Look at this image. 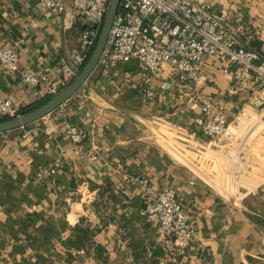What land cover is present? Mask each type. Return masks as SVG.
I'll list each match as a JSON object with an SVG mask.
<instances>
[{"label": "crops", "instance_id": "obj_1", "mask_svg": "<svg viewBox=\"0 0 264 264\" xmlns=\"http://www.w3.org/2000/svg\"><path fill=\"white\" fill-rule=\"evenodd\" d=\"M198 1L264 56V0ZM85 23L80 16L44 17L37 0H0V43L19 44L20 54L18 73L0 69V97L19 112L50 98L22 74L62 80L60 58L70 60ZM144 71L136 62L109 70L98 65L53 113L0 133V264H264V140L246 150L259 168L258 185L231 193L210 185L157 137L170 132L186 143H206L203 104L211 101L234 140L256 123L240 116L264 114V86L235 81L210 62L200 84L155 78L162 98H147L139 85ZM70 129L87 138L73 142ZM165 188L180 193L193 238L162 236L147 216Z\"/></svg>", "mask_w": 264, "mask_h": 264}, {"label": "built area", "instance_id": "obj_2", "mask_svg": "<svg viewBox=\"0 0 264 264\" xmlns=\"http://www.w3.org/2000/svg\"><path fill=\"white\" fill-rule=\"evenodd\" d=\"M112 0H37L44 17L58 16L65 20L80 16L87 20L79 33L80 46L70 53V60L61 57L58 72L62 80L37 77L30 72L22 74L30 86H44L48 96H54L72 82L80 73L93 50L110 9ZM35 21L33 25H36ZM19 44L0 43V69L6 73H18ZM136 62L142 65L140 89L147 98L161 95L153 88L155 78H176L183 83L200 84L202 67L212 62L219 70L235 81L251 79L264 86V56L257 50L242 44L233 36L210 6L198 0H122L114 19L106 48L99 65L109 70L119 63ZM164 98V96H163ZM205 119L201 133L205 139L228 136L230 123L211 101L203 104ZM22 114L10 99L0 97V117H16ZM261 122L264 123V114ZM51 134L50 131H48ZM68 133L75 143L87 138L84 132ZM204 143L201 140L195 144ZM240 148L231 159L234 166L242 165L245 174L248 159ZM49 173H55L52 169ZM43 172L39 173L42 176ZM148 185L146 177H134ZM147 216L158 221L162 236L173 235L179 240L194 237L195 229L190 222L180 198L172 188L157 192L155 201L146 211Z\"/></svg>", "mask_w": 264, "mask_h": 264}, {"label": "rangeland", "instance_id": "obj_3", "mask_svg": "<svg viewBox=\"0 0 264 264\" xmlns=\"http://www.w3.org/2000/svg\"><path fill=\"white\" fill-rule=\"evenodd\" d=\"M261 118L262 116L254 111L246 112L240 116L239 120L249 121L250 119L253 122L256 120V123L253 128L243 127L234 140L231 138V132L228 136L218 139H206V143L197 145L195 142L186 143L179 140V138L174 139V135L170 132H159L157 137L159 142L166 146L175 158L187 163L193 171L202 175L210 185L233 193L240 186H247V189H251L259 183L256 171L259 169L258 166L252 167L253 165L248 160V166H246L245 174H243L240 171L243 166L238 165V170H235L236 166L233 165L231 159L240 148H244L246 151L248 147L252 148L251 146L254 143L259 146V142L264 140V123L261 122ZM258 125H261V127L257 129ZM255 129L256 132H254ZM170 146H173L175 150L171 149ZM243 158H246V156L244 155Z\"/></svg>", "mask_w": 264, "mask_h": 264}, {"label": "water", "instance_id": "obj_4", "mask_svg": "<svg viewBox=\"0 0 264 264\" xmlns=\"http://www.w3.org/2000/svg\"><path fill=\"white\" fill-rule=\"evenodd\" d=\"M121 2L122 0L111 1L110 9L106 15L97 45L78 76L42 105L11 119L0 121V133L24 128L38 120L43 119L65 104L77 92H79V90H81L100 63L101 56L106 48L111 28L119 11Z\"/></svg>", "mask_w": 264, "mask_h": 264}, {"label": "trees", "instance_id": "obj_5", "mask_svg": "<svg viewBox=\"0 0 264 264\" xmlns=\"http://www.w3.org/2000/svg\"><path fill=\"white\" fill-rule=\"evenodd\" d=\"M48 99H49V98H46V99H44V100H40L39 102H37V103H35V104H32V105H30V106L24 108V109L21 111V113H24V112H26V111H29V110H31V109H34V108H36V107L42 105V104L45 103ZM11 118H12V117H10V116H5V117L1 118L0 121H2V120H7V119H11Z\"/></svg>", "mask_w": 264, "mask_h": 264}]
</instances>
